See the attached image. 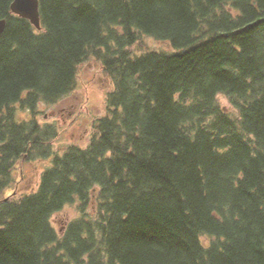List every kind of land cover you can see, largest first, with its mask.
<instances>
[{"label": "trees", "instance_id": "trees-1", "mask_svg": "<svg viewBox=\"0 0 264 264\" xmlns=\"http://www.w3.org/2000/svg\"><path fill=\"white\" fill-rule=\"evenodd\" d=\"M13 1L0 0V264H264V0H40L41 29ZM146 36L174 50L135 51ZM91 58L105 114L87 147L59 151L38 104L70 94ZM68 204L79 214L58 230Z\"/></svg>", "mask_w": 264, "mask_h": 264}, {"label": "rangeland", "instance_id": "rangeland-1", "mask_svg": "<svg viewBox=\"0 0 264 264\" xmlns=\"http://www.w3.org/2000/svg\"><path fill=\"white\" fill-rule=\"evenodd\" d=\"M143 43L136 45L135 51L141 53L146 49L173 51L168 42L157 40L153 37H143ZM110 82L102 71L100 63L91 58L80 68L76 88L54 104L40 102L38 104L37 119L42 124H56L61 134L55 142L57 150L62 151L69 144L87 147L91 141L93 121L105 114L103 96ZM221 104L229 110H234L228 97L224 94L218 96ZM20 117L28 118L29 111H21ZM42 168V163L32 162L22 164V189L30 188L35 175ZM13 190V187L10 191ZM22 191V190H21ZM79 212L76 204H68L53 216V224L58 230H64L69 221Z\"/></svg>", "mask_w": 264, "mask_h": 264}, {"label": "water", "instance_id": "water-1", "mask_svg": "<svg viewBox=\"0 0 264 264\" xmlns=\"http://www.w3.org/2000/svg\"><path fill=\"white\" fill-rule=\"evenodd\" d=\"M12 13L29 19L38 29H41L40 0H14L11 4ZM7 25L6 19H0V35Z\"/></svg>", "mask_w": 264, "mask_h": 264}]
</instances>
